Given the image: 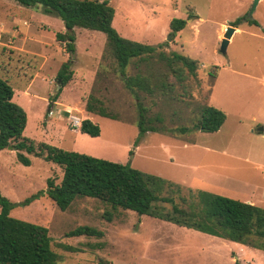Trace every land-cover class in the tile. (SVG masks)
Here are the masks:
<instances>
[{
  "label": "rangeland",
  "instance_id": "1",
  "mask_svg": "<svg viewBox=\"0 0 264 264\" xmlns=\"http://www.w3.org/2000/svg\"><path fill=\"white\" fill-rule=\"evenodd\" d=\"M108 1L114 9L112 27L121 37L148 45L165 43V53L177 52L199 64L197 78L180 83L155 58L130 63L127 75L166 74L171 83V91L139 93L148 117L159 114L168 128H175L179 117L190 124L197 106L206 104L225 114L224 124L216 133H145L138 138L135 100L105 52V34L82 28L74 29L73 77L56 95L55 76L68 58L64 44L55 40V34L65 30L62 21L40 6L0 0V79L13 88V102L26 113L23 136L35 144L128 164L175 183L183 197L189 189L200 190L264 208V135L257 132L264 125V0L254 9L255 0ZM188 14L197 18L173 35L170 21ZM238 19L239 31L222 54L225 29ZM250 19L258 25H249ZM209 73L216 76L213 86ZM92 92L118 120L85 111ZM85 119L99 126L98 137L80 132L78 123ZM26 156L31 160L28 167L17 162L12 147L0 152V192L12 203L44 192L48 178L57 184L62 178L55 164ZM173 196L180 204L178 195ZM160 206L170 210L167 204ZM105 213L112 215L111 221ZM10 216L48 229L57 264H264V250L250 249L236 259L239 245L222 244L211 235L196 237L193 230L112 210L95 199H77L63 212L43 194L26 206H15ZM79 226L100 230L103 236H67ZM254 243L264 247V240Z\"/></svg>",
  "mask_w": 264,
  "mask_h": 264
},
{
  "label": "trees",
  "instance_id": "2",
  "mask_svg": "<svg viewBox=\"0 0 264 264\" xmlns=\"http://www.w3.org/2000/svg\"><path fill=\"white\" fill-rule=\"evenodd\" d=\"M12 1L25 7L40 6L43 12L57 16L64 25V32L55 34V40L64 44V50L68 55L55 76L59 86L56 95H59L73 77L72 60L76 51L74 29L82 28L105 34V52L113 58L118 77L135 100L138 138L145 133L172 136H186L197 132L216 133L224 124L225 114L206 104L197 106V116L190 124L183 122V117H179L178 126L175 128H168L159 114L148 117L147 107L139 93L150 96L155 92L171 91V83L166 82L168 78L166 74L146 72L127 75L130 63L138 61L145 64L155 58L159 66L168 70L180 83L187 81L188 77L197 78L199 64L197 60L177 52L165 53L162 51L165 43L148 45L121 37L112 27L114 9L108 0ZM196 18L191 14H188L186 19L174 18L169 23V29L175 35L185 28L186 21ZM240 23L238 19L231 26L237 27ZM247 23L258 25L253 19ZM209 77L213 79V86L216 76L209 73ZM186 90L187 88H184L185 92ZM13 95V88L9 83L0 79V151L13 144L11 147L16 152L18 163L25 167L30 166L31 160L26 155H33L58 166L62 170V178L58 184L53 178H48L44 192L39 191L21 203L10 202L0 192V264H57L58 257L51 249L48 229L10 216V211L15 206H26L43 194L63 212L77 199H95L109 205L112 210L132 211L138 216H149L179 227L264 250L263 246L254 243V239L264 240V208L200 190L189 189L187 197H183L180 186L143 173L128 164L65 151L42 142L35 144L23 136L27 116L24 109L13 102ZM181 110L183 115V109ZM85 111L106 119L118 120L117 115L109 111L93 92L86 100ZM79 130L92 138L100 135L99 126L88 119L81 121ZM174 194L178 195L180 204L175 202ZM160 204L169 205L170 210L165 211ZM104 218L111 221L112 215L105 213ZM67 236L101 238L103 233L89 226H79L68 232ZM65 248L71 249L68 246ZM234 263L240 264L238 260Z\"/></svg>",
  "mask_w": 264,
  "mask_h": 264
},
{
  "label": "crops",
  "instance_id": "3",
  "mask_svg": "<svg viewBox=\"0 0 264 264\" xmlns=\"http://www.w3.org/2000/svg\"><path fill=\"white\" fill-rule=\"evenodd\" d=\"M258 1H260V0H258ZM236 32H238L239 30H238V28H236V30H235ZM235 33V32H234ZM233 37V36H232ZM231 37V38H232ZM230 41H231V39L229 40V43H230ZM216 81V80H215ZM80 126V123H78V126L77 127H79ZM264 126V125H263ZM258 132V131H257ZM259 134H261V135H264L263 134V132H258ZM1 152V151H0ZM251 204V203H250ZM253 205V204H252ZM183 228V227H182ZM194 231V230H193ZM195 232H196V235H195ZM194 232V235L196 236V237H201V238H203L204 239V237H210V236H207V234L206 235H204V233L202 234L201 232H197V231H195ZM212 237H214V236H212ZM210 239H212V238H210ZM213 239H215V240H217V241H220V243H222V244H224V243H229V244H227V245H233V246H236L237 247V245H239V249L241 250V251H239V252H236L235 251V254L237 253V257H235L236 259H238L239 258V255H238V253L240 254V255H243L244 253H245V251H250V249H254V250H258V249H255V248H253V247H250V246H247V245H243V244H239V243H235V242H232V241H228V240H224V239H221V238H213ZM173 251H176L177 252V255L179 254L178 253V250H173ZM259 251H262V250H259ZM233 251H231V253H232ZM179 255H182V254H179ZM183 257H184V255H183ZM252 262V261H251ZM251 262L249 263V262H247L246 261V263L247 264H251Z\"/></svg>",
  "mask_w": 264,
  "mask_h": 264
},
{
  "label": "water",
  "instance_id": "4",
  "mask_svg": "<svg viewBox=\"0 0 264 264\" xmlns=\"http://www.w3.org/2000/svg\"><path fill=\"white\" fill-rule=\"evenodd\" d=\"M258 0H255V4L253 5L252 9L255 8V5L257 4ZM252 11V10H251ZM250 11V13H251ZM236 28L232 27V26H228L225 29V32L223 34V38L221 39V44H220V52L222 54H225L226 52V48L227 45L229 43V40L231 39V37L233 36L234 32H235ZM170 40V38L168 39V41ZM258 132H263L264 131V127L261 126L257 129ZM7 149H11V146H8Z\"/></svg>",
  "mask_w": 264,
  "mask_h": 264
}]
</instances>
